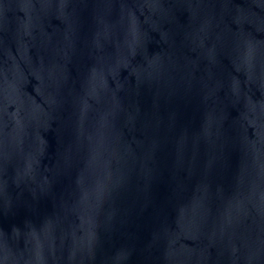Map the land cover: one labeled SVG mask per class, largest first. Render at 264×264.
Here are the masks:
<instances>
[{
	"label": "water",
	"instance_id": "obj_1",
	"mask_svg": "<svg viewBox=\"0 0 264 264\" xmlns=\"http://www.w3.org/2000/svg\"><path fill=\"white\" fill-rule=\"evenodd\" d=\"M0 264H264V0H0Z\"/></svg>",
	"mask_w": 264,
	"mask_h": 264
}]
</instances>
